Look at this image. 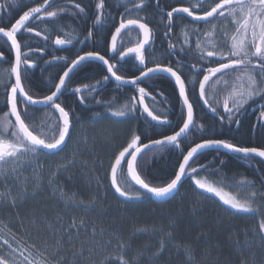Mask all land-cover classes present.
I'll return each mask as SVG.
<instances>
[{
    "label": "snow or ice",
    "instance_id": "6c2138e0",
    "mask_svg": "<svg viewBox=\"0 0 264 264\" xmlns=\"http://www.w3.org/2000/svg\"><path fill=\"white\" fill-rule=\"evenodd\" d=\"M14 2V0H13ZM69 3H74V0H68ZM130 5V6H129ZM45 6H50L49 0H44V4L36 7H32L27 11H24L19 19L15 20V23L11 24L10 28L0 27V34L7 38L10 42V47L14 51V61L10 70H6L7 75L14 76V83H10V91L6 86V104L9 107V111L4 114L3 120L0 121V182L5 183V191L0 192V205L9 204L15 207L17 200H23L28 195L27 179L23 182L20 181L18 170L27 162L26 158L29 155L35 157L41 150H47L48 152H56L61 150L67 140L71 137L72 131V116L70 111L59 103L60 96L68 89L67 79L70 77V73H73L80 65L87 60H99L103 65L107 66V72L111 74V77L118 82L117 87L124 84L131 83L136 85L138 92L140 93L139 103L144 105V97L147 95L144 87L139 86V81L142 78L146 81L156 74H169L174 78L175 84L178 85V95L182 100L183 105L186 106V118L183 119V124L179 127L178 131H175L171 135H164L162 139L151 140L148 144H142L137 146V142L140 141L138 135H133L127 146L115 156V162L111 164V186L115 189L116 193L127 199H138L142 196L141 191H131V185L128 188L121 186V182L118 181L117 172L118 169H122V162L126 161L127 172L131 178V181L135 182L140 189L146 190V193L157 198H165L171 196L178 188V185L182 181V178L186 175L194 174L197 172L195 167H191L190 161L200 150L211 147H222L229 152L243 154L244 157L251 158L253 155L264 158V147H247L239 146L235 143L229 142L225 139H204L201 143H196L194 147H190L186 155H183L182 162L179 163L178 171L175 172L174 178H171L168 182L160 185L153 186L141 178V174L137 171L140 166L138 155L141 154L142 149H149L150 146H158L163 149L165 146H172L179 148L181 142L185 144L188 142L189 136L192 134L190 129L194 126L193 105L189 102V96L186 89V79L182 78L181 74H178L177 70H174L171 66H163L158 61H151L154 66L148 67L146 65V53L148 57H154L155 51H149L152 49V42L154 40V29L149 27V23L145 17L139 15L144 8L149 6V0H127L125 3V11L121 14V19L118 26L115 27L114 33L111 34V47L110 50L115 56H118L120 60L125 62L135 60L141 66V71L138 76L132 80L125 79L124 76L118 75L116 69V63H109L108 59H105L104 55H101L98 51H88L83 55L77 54L76 58L71 60L70 66L63 72V75L59 76V81L54 82L52 87L54 91H51L49 95H45L42 98H34L22 84V65L24 71L34 66V61L29 58V52L34 51L29 46V52L22 51V44L18 40V34L22 30L29 33L34 29L29 27V22L32 19H39L41 14L44 17L56 18L60 12L68 11L67 7H60L58 9L48 11ZM5 7L4 4H0V9ZM156 7L159 8V0H157ZM96 13L93 23V28L97 26H103L104 22L109 18L106 12L105 0H98L95 5ZM43 9V12H42ZM75 9L79 14L85 13V8L81 7L79 3H75ZM162 11V10H161ZM197 8L193 7H180L173 8L166 13L167 22L165 24L166 32L165 36H168L173 32L174 28V13L182 14L186 13L188 17H191L193 22H203L206 26L211 25L210 30L203 33L199 30L193 32L198 37L195 47V52L199 53V56L193 54L191 47H180V51H186L192 55V59L196 62L191 64V70L196 72V82L199 85V96L206 105L210 107L213 113L218 111L217 105L220 104L219 100L215 103L206 99V85L215 77L216 84H220L222 81L224 84H228V80H224L225 76L234 74V83L232 84V90L228 93V96L223 101V109L228 114V121L230 123H240L238 114L243 109L244 105L256 96L264 97V0H218L208 6L207 9L202 11V14H196ZM77 13H73L75 15ZM0 17V21H2ZM222 24L235 25L234 34L230 36L226 28H221ZM138 32L142 34V38H137L134 46L125 47L130 41L123 39L125 34H131L132 32ZM36 35H41L37 32ZM94 35L93 30L89 29L85 40L92 38ZM185 39L184 44H190L188 39V33H183ZM203 35L208 39L201 43L199 37ZM214 36L223 40V44H219L217 40L213 39ZM66 37L61 38L57 36L54 40V44L58 46H64L66 44H72V33H66ZM48 37L46 36L45 39ZM84 41H79L83 43ZM211 49V50H209ZM39 51H42L39 50ZM167 54H174L176 51V45L169 42L167 50H164ZM3 57V53H0V58ZM53 59H66L65 57H53ZM207 61L209 64L215 62L216 66H209L204 68L203 62ZM119 63V61H117ZM179 64V61H177ZM182 67V65H180ZM202 75L203 78L199 79ZM110 77L105 75L103 80H97L95 85H84L83 87H77L73 91L75 94H80V102L83 103L85 96L82 94L85 90L88 92H94L97 87L102 86L104 81H109ZM213 95H215V88L213 89ZM136 97L131 98V103H126L120 108L112 111L113 116L123 117L136 110ZM100 101H97L99 103ZM18 103L24 105L23 118L21 111H18ZM38 105L47 106L53 112H58V123L54 129H50V139H42L40 135H36L33 131L29 130V125L25 122L28 119V107H35ZM109 108L112 105L109 104ZM143 112L147 113L153 121L166 122L165 117L161 121L158 115H153V112L149 110L147 105H144ZM9 116H14L15 121L8 119ZM235 120H233V118ZM261 119H264V111L261 112ZM223 120L224 116H220ZM203 128L204 125H199ZM7 134V135H4ZM131 150V151H130ZM127 154V155H126ZM223 163V162H221ZM67 167V166H65ZM203 167V165H201ZM54 175V174H53ZM12 178L17 181V191L13 192L7 187L6 181ZM35 179L34 187H39V178ZM197 188L204 190L207 193L214 194L223 205L229 206L230 209L236 212H256L259 210V204H257V198L264 197V193H258L255 190L253 182L242 180L238 187L247 186L249 192L243 197L238 198L237 195L224 190V187L214 186L213 183L202 181L201 179L192 176ZM49 183H53L49 180ZM61 196H65L61 190ZM70 199V198H69ZM67 202V200H66ZM75 206L83 207L86 210H92L93 203L85 204L83 201L79 203L74 200L71 201ZM37 222L33 220V224ZM40 223L52 231L54 238V247L57 250L63 248L64 236L68 237V246L75 247L72 241L78 237L79 232L87 230V224L84 219L77 221L75 218L70 223L65 224L63 218L56 217V224H53L47 218H42ZM170 227H173L170 225ZM62 229V231H61ZM164 233L163 227L159 229H153ZM11 231V229H9ZM143 231H148L144 229ZM259 234L261 239H264V213L259 221ZM75 232L76 236L72 233ZM93 236L96 234L95 229L92 230ZM164 236L167 239H171L172 233L166 232ZM0 264H65L63 258L32 260L29 259L31 255L30 248H36L35 244L26 247L23 251L18 248H13L10 241L3 236H0ZM130 245H126L122 240L118 243L119 254L116 257V264H129V261L125 259L126 248ZM166 244L162 239L160 247L154 251L153 255L149 257V262L158 260L163 254ZM183 248L186 260L185 264H196L194 257V250L191 245L177 246L178 251ZM28 253L27 255L25 253ZM84 246L81 245L80 250L74 251L73 255H83ZM91 252V249H89ZM18 254V255H17ZM41 257H45V253H40ZM139 255V254H138ZM22 258V259H21ZM101 264H113V262L105 258L101 261Z\"/></svg>",
    "mask_w": 264,
    "mask_h": 264
},
{
    "label": "flooded vegetation",
    "instance_id": "af4514ba",
    "mask_svg": "<svg viewBox=\"0 0 264 264\" xmlns=\"http://www.w3.org/2000/svg\"><path fill=\"white\" fill-rule=\"evenodd\" d=\"M20 2L22 5L17 6L15 3ZM98 2V0H74V3H69L68 0H49L50 6H45V8L48 11H52L55 9H58L60 7L66 6L68 11L60 12L58 17L56 18H48L44 17L41 14H37L40 16L39 19H32L29 22V27H32L34 29L33 32L29 33L27 31L22 30L21 33L18 34V40H20L22 44V51L23 52H29V46L34 51L29 52V58L34 61V66L30 69H27L24 71V66L22 65V84L25 87V90L28 92H31L32 95H34V98H42L45 95H49L51 91H54V88L52 87V84L56 81V74H52L54 71L59 72L61 71V75H63V72L67 70V67L70 66L71 60L75 59L77 54L83 55L84 53L88 51H84V47L87 44H97L102 46L103 44H109V51L108 54L100 53L101 55L105 56V59L109 60V63H116V70L118 75H122L125 77V79H134L136 76L140 74L137 73L134 76H125L124 74H120L119 68H124L123 63L126 65L127 69L129 66V62H125L124 60H120L118 56L114 57V54L111 52V34L114 33L115 27L119 25V21L121 19V14L124 12H121L119 14V7L117 5V0H105L106 3V12L109 15V18L104 22L103 26H97L96 28H93L96 8L95 5ZM189 3L188 5H178L176 2H173V0H159V8L156 7L157 0L149 1V6L146 7L147 13L142 16L147 19V21L150 23L154 16L151 15V10H153V7L155 8L156 12H159L163 18L162 22L163 24L167 22L166 19V13L168 11H171L173 8H179V7H193L194 5L197 8L196 14H202V11L208 8L210 4L214 2V0H187ZM215 2H218V0H215ZM75 3H79L81 7L85 8V13L79 14L78 10L75 9ZM111 3V7L109 8L108 5ZM0 4H4L5 7L3 9H0V17H2V21H0V27L10 28L11 24L15 23L16 19H19V16L23 14L24 11L29 10L32 7L40 6L44 4V0H0ZM177 5V6H175ZM114 6V8H113ZM162 10V11H161ZM43 12V9H42ZM17 14L16 16H13L14 14ZM73 13H77L73 15ZM89 15H92L89 17ZM178 17V22L176 23V18ZM186 19V20H184ZM75 20L76 22H74ZM188 22H191L194 24L193 26L188 25ZM174 28L173 32L170 33L168 36H165L164 33L166 32V28L159 24L152 23L149 24V27L154 29V40L152 42L153 44H163V47L165 50L168 48V43L171 42L176 45V51L174 54H165L164 58V64L163 66H171L174 70L178 71V74L182 75V78L186 79V89L189 96V102L193 105V110L195 113V123L194 126L191 129V135L189 138L194 136L195 129H201L199 127L198 122V116L200 118H203L204 114L197 113L198 110L200 111H206L209 115H211L216 120H219V122H222L221 125L222 132L219 131L216 135H211L210 138L212 139H225L229 142L235 143L239 146H247V147H264V144L258 143L259 136L264 135V119H261V112L264 111V97L256 96L253 99L249 100L247 104L244 105L241 112L238 114V118L240 120L239 124H236L235 122L230 123L228 121V114L223 109V101L227 98L228 93L232 90V84L234 83V74H229L228 76L224 77V80H228L229 83L226 85L223 83V81L220 84H216V78L214 77L207 85H206V99H208L210 102L215 103L216 100L220 101V104L217 105L218 111L216 113H213L210 110V107L206 105L203 100L200 99L199 96V85L196 82V79L194 78L196 76V72L191 70V64L195 63L196 61L192 59V55L199 56V53L195 52L196 42L198 37L193 34L195 30H199V32L203 33L204 31L210 30L211 25H205L204 23H194L189 17L186 16H174ZM221 28H226L229 33V43H230V36L234 34L235 25L233 24H222L220 25ZM93 30V37L90 39L85 40V36H87L88 30ZM37 32H40L41 35H36ZM187 32L188 39L190 41V44H184V35L183 33ZM66 33H72L73 43L72 44H66L64 47H60L58 45L54 44V40L57 36H60L61 38H68L66 37ZM48 37L45 39V37ZM142 38V34H139L138 32L134 31L131 34H125L123 39L125 41H130L125 45V47L134 46L137 38ZM208 38L206 36L201 35L199 37V40L201 43H204ZM213 39L217 40L219 44H223L224 41L219 39V37L214 36ZM79 41H84L83 43H79ZM183 46L184 48L191 47L193 49V54H189L186 51H180V47ZM42 51H39L41 50ZM211 50V49H209ZM0 53H3V57L0 58V78H2L1 84H0V112L2 114L9 111V107L6 104V86L7 90L10 91V83H14L15 77L12 76L9 78V76L6 73V70H10L11 65L14 61V51L10 47V42L7 41V38L0 35ZM146 65L147 63V56L146 53ZM53 57H65L66 59H53ZM119 61V63H117ZM179 61V64L177 63ZM90 63H97V61L94 60H87L83 62L79 68H77L70 78L67 81L68 89L60 96L59 103H61L62 107H65L66 110L70 111L72 116V129H75V124L77 117L76 115H72V110L74 109L72 105L70 104L71 101H77L79 99L80 94H75L74 89L77 87H83L84 85H95L97 80H92L91 82H88L84 85H78V77L82 76V80L86 81L90 77L85 74V72H88L87 65ZM138 63V62H137ZM99 65L105 68L106 73L107 67L103 65L101 62L98 61ZM204 68L206 69L209 66H216L215 62L209 64L207 61L203 62ZM139 65V64H138ZM182 65V67L180 66ZM152 67V66H148ZM140 71L141 66L139 65ZM45 74H48L47 76L49 78H46L47 80H52L51 83L45 88L44 90H39L37 88L34 89L33 84L35 85L34 81L32 83V80L37 77L39 78L44 76ZM78 74V75H76ZM161 76V75H159ZM162 78L159 80V83L155 85L157 89H155L157 94L151 93V87L152 86V79H147L146 81L143 79L140 81L139 86L144 87L146 90L147 95L144 97V102L150 107L152 112L155 115H158L160 119L164 120V118H167L166 123L159 124V126H169L170 128H175L174 131L170 132L166 135H171L175 131L179 130V127L183 124V119L186 118V107L183 105L182 100L179 98L178 95V87L171 81L170 78L166 76H161ZM203 76L200 75L199 79H202ZM41 79V78H39ZM73 79H76L73 83ZM91 79V78H90ZM43 80V79H41ZM29 85H28V82ZM44 81V80H43ZM59 81V78L56 82ZM102 81V80H101ZM112 82L115 88H133L134 94L131 93L129 96L130 98L136 97V105L140 109V112L144 114L141 104L139 103L140 100V93L137 90L136 85H132L129 87L120 86L117 87L116 81H105L102 86H99L96 88L94 92H88L85 90L82 94L85 96L84 102H86L87 98L91 95L93 96L94 101H100L97 105H92V107H101V94L107 90L108 84ZM166 83H170L169 88L172 91L173 96H171L169 88L166 87V90H160L159 86H166ZM27 86V87H26ZM198 86V95H196V87ZM2 87V89H1ZM28 88V90H27ZM215 88V95H213V89ZM34 89V90H33ZM113 89V88H112ZM44 91V93H43ZM96 94V95H95ZM31 95V94H30ZM90 96V97H91ZM176 99V104L173 100ZM92 99V98H90ZM69 100V101H68ZM69 103V104H68ZM76 105V104H74ZM199 105V106H198ZM24 105L18 103V111H21L22 118H23V110ZM156 109L158 112L154 111ZM3 110V111H2ZM48 110L49 113H51L54 117H48V127H55V125L59 122L58 121V112H53L50 110L47 106L46 107H28L27 112H30L32 114L33 122L32 125L35 127L40 124V112L45 113ZM165 112V114H163ZM162 113V114H160ZM168 113V114H167ZM1 114V115H2ZM220 116H224V119L221 120ZM11 120L14 122L12 116H9ZM147 117V116H146ZM76 118V119H75ZM131 118H134L133 116ZM130 118V119H131ZM148 118V117H147ZM182 118V122H181ZM236 117L233 118L235 120ZM138 119V118H137ZM150 119V118H148ZM151 120V119H150ZM254 121L255 127H254V133L252 134V141L247 143L241 139V137L238 135V132L244 130V126L248 124V122ZM27 123V121L25 120ZM151 122H153L151 120ZM155 123V122H153ZM156 124V123H155ZM158 125V124H157ZM73 135V134H72ZM72 138V137H71ZM162 138V137H160ZM188 138V139H189ZM203 140L198 141L196 143H201ZM183 142V141H182ZM181 142V143H182ZM69 146V145H68ZM181 146V145H180ZM195 144L189 146L193 147ZM188 148V150H189ZM187 150V151H188ZM186 151V153H187ZM186 153L184 155H186ZM214 153L213 151H209L206 153ZM218 157L220 154L227 155V157H230L233 161L237 163H241L244 165V176H242L241 181L245 180V176L247 174H256L258 176H262L261 174L264 173V159L258 157V156H252L251 158L244 157L243 154H231V153H221V152H215ZM206 155H201L200 157L196 158L194 162H198L201 158L204 160L202 164H198L197 166H194L197 169V172L194 174L186 175L185 178L187 179L190 176H195L202 171H209L210 166L212 165L213 159H205ZM204 157V158H203ZM183 160V158H182ZM181 160V162H182ZM211 160V161H210ZM192 162L190 163V165ZM206 164V165H203ZM203 165V167H201ZM206 168V169H205ZM232 176V174L228 175ZM192 179V177H190ZM208 177H205L204 181L209 182ZM185 180V179H184ZM237 181V180H235ZM212 183V182H210ZM216 184V183H213ZM217 187H224L229 188L228 186L222 184H216Z\"/></svg>",
    "mask_w": 264,
    "mask_h": 264
},
{
    "label": "trees",
    "instance_id": "16d2710c",
    "mask_svg": "<svg viewBox=\"0 0 264 264\" xmlns=\"http://www.w3.org/2000/svg\"><path fill=\"white\" fill-rule=\"evenodd\" d=\"M126 2L127 0H125V3ZM125 3L118 4L120 10L122 7H125ZM176 3L178 5L189 4L187 0ZM120 10L118 11L119 14L121 13ZM150 16H154L153 19L150 20V23L147 21L150 25L152 23L159 25L163 24L161 14L156 12L154 7L153 10H151ZM176 19L177 23L179 19L178 17ZM73 21L76 22L75 20ZM187 23L191 26L194 25L188 21ZM165 24L166 22L162 26L165 27ZM153 50L155 51V56H147L148 66H154V63L151 61H158L163 65L165 54H167L164 51L163 44H153L152 49L149 51ZM84 51H98L103 54H108L109 44H103L102 46L97 44H87L82 52ZM123 66L124 68L120 67L119 71L120 74L122 73L125 76H134L140 72L139 65L134 59L129 62L128 69L124 63ZM87 68L89 71L85 72V74L89 76H99L100 80H103V77L107 75L105 68L97 63H90L87 65ZM47 75L48 74H45L42 77L40 75L39 78L45 81L46 78H49ZM60 75L61 71L57 72L53 77H56L57 81ZM39 78L35 77L32 80V83L33 81L35 84L41 83V81L44 82ZM82 78V76L78 77V85H84L92 81H83ZM153 78L154 80L152 79L151 81L153 86L151 87V93L157 94L155 91L157 87H155V85L159 83V80L162 77L159 76L158 78ZM75 80L76 79H73V83ZM113 85L114 84L110 82L107 90L101 94V107H97L99 108L97 114L106 116L126 103H131L129 95L135 93L133 88L129 87L121 89L118 87L119 89L116 88L115 90L112 89L115 88ZM195 92L196 95H198V86L196 87ZM170 93L171 96H173L171 90ZM90 96L85 103H81L77 100L74 101L77 102V104L74 105L73 101L70 102L72 107L74 106L72 115H76L77 119L78 116H81L82 114L81 107H85V110L89 109L90 111H94L96 116V109H92V105H97L98 103L93 100V96ZM173 100L176 104V99H174V97ZM109 104L112 105V108H109ZM45 111V113L40 112V124L36 127L32 125L33 116L30 112H28L29 118L26 119V121L31 131L35 132L36 135H40L42 139L48 140L51 137L50 129L55 128L48 127V117H56L49 113L48 110ZM154 111L158 112L156 109H154ZM197 113L204 114L203 118L198 116L197 122L199 123L198 125L202 124L204 127L201 129H195L194 136L188 139L187 144L182 142L179 148H174L172 146H165L163 149L157 148L144 153L140 157V166L138 169L146 182L153 186H160L168 182L171 178H174L175 172L178 171L179 163L189 146L196 144L198 141L209 139L211 135H216L219 131L222 132V129H220L222 128V122L213 118L206 111L198 110ZM163 114H165V112ZM132 116L138 121V124L137 122L136 124L134 123V135L140 137L142 144L163 137L175 129L165 125L159 126L151 122L145 114L140 112L138 106L135 111L129 112V114L126 115V117ZM124 117L125 116L122 118ZM251 132L252 123L248 122V124L244 126V130L238 132V135L243 141L249 143L252 141ZM258 143L262 145L264 144V135L259 136ZM213 152L214 153L212 154L214 155V158H212L213 160L210 170L202 171L197 174L196 177L198 179L208 177L207 179L210 182L222 185V183L217 181L215 176H218L219 178L224 176L229 177L228 175L230 174L237 176L240 172L242 173V171H245L243 164L233 161L230 157H227V155L224 154H220L218 157L215 153L217 151ZM41 153L42 152L40 151L36 156H39ZM201 162H204L202 158ZM227 163L230 167H226ZM232 166H235V168H231ZM122 176L124 180H126L128 186L131 185L129 190H139L130 182L127 176L126 164L123 166ZM190 177L183 181L180 191L177 194L178 196H175L169 201L157 203L153 201L148 194L141 190H139L142 193L140 198L128 200V209L125 211L123 217H119L121 225L117 234L121 235L123 239L122 241L126 245H130L127 247L128 251L125 254V258L129 261V264H137L136 261L138 260V264H150L148 258L151 257L154 251L160 247L162 239L165 244L168 243V239L164 236V233L169 231L172 233L170 240H172L176 246L191 245L194 250L196 264H264V239L259 240L252 233V230L255 228L254 224L256 225L257 223L259 225L262 213H264V202L262 204L263 206L260 205V209L256 211V217H253L254 214H251V217L244 215L248 212L242 213L243 215L240 213L242 216H233L228 213L229 208L227 209L216 198L205 194L197 188L194 180ZM192 194H195L197 197L193 196L189 200L181 198L182 196ZM0 207H2V205ZM5 210L8 211V208ZM7 216L4 215L3 217V212L0 210V218L5 220V222H8L6 220ZM170 225L173 227H170ZM161 226L163 227L164 233H158V231L154 234L152 230L159 229ZM11 227L18 232L16 225ZM144 229H148V231H143ZM243 232H246L247 235L243 234ZM244 246L249 248L244 249ZM179 252L165 247V250L159 259L152 261L151 264H185L186 257L183 253L182 247ZM113 264H115V262H113Z\"/></svg>",
    "mask_w": 264,
    "mask_h": 264
},
{
    "label": "rangeland",
    "instance_id": "374dc122",
    "mask_svg": "<svg viewBox=\"0 0 264 264\" xmlns=\"http://www.w3.org/2000/svg\"><path fill=\"white\" fill-rule=\"evenodd\" d=\"M29 94L32 95L31 92ZM3 117L4 113L0 115V121ZM8 119L11 120L10 117ZM128 120L116 117L82 125L79 129H74L70 144L62 153H41L35 157L29 155L27 162L18 170L20 181L27 179L28 195L23 200H17L15 207L9 204L0 207L3 217L9 215L6 218L8 225H16L18 232L50 259L63 258L65 264H101L103 259L108 258L116 264L114 260L119 254L116 237L121 225L119 217L125 214L122 209L129 204V199L120 196L111 186V164L134 135V124ZM140 143L138 141L137 146ZM124 164L126 161L122 162V169H118L117 178L121 186L127 189L128 184L122 176ZM34 178H39V187H34ZM241 178L234 180V184L224 190L243 198L248 191L244 187H238ZM49 180L53 183L50 184ZM6 183L13 192L17 191L16 180L9 178ZM61 190L65 194L63 197ZM4 191L5 183L0 182V192ZM72 200L77 203L83 201L85 204L94 202L92 210L75 206ZM260 207L259 205V209ZM7 208L8 211L5 210ZM57 216L62 217L65 224L70 223L73 218L86 221L87 230L82 229L72 241L74 248L68 246V237L65 235V246L57 250L52 231L40 223L42 218H47L56 224ZM33 220L37 223L33 224ZM56 227L59 228V225L56 224ZM93 228L96 232L94 236ZM152 231L154 234L158 232ZM243 234L247 235L246 232ZM72 235L76 236V233L73 232ZM167 242V248L178 251L172 240L168 239ZM82 244L83 255H73L74 251L80 250ZM248 248L244 246V249ZM138 262L139 260L136 261L137 264Z\"/></svg>",
    "mask_w": 264,
    "mask_h": 264
},
{
    "label": "bare ground",
    "instance_id": "6f19581e",
    "mask_svg": "<svg viewBox=\"0 0 264 264\" xmlns=\"http://www.w3.org/2000/svg\"><path fill=\"white\" fill-rule=\"evenodd\" d=\"M93 1H95V0H93ZM184 0H173V2H183ZM119 3H125V0H117V5L119 4ZM17 6H20V5H22L20 2H17V3H15ZM130 6V5H129ZM108 7L110 8L111 7V3L108 5ZM119 7V6H118ZM113 8H114V6H113ZM178 8V7H177ZM180 8V7H179ZM120 10V9H119ZM125 11V7H122V9L120 10V12H124ZM147 11L148 10H146V8H144L143 9V11H141L140 13H139V15L140 16H144L146 13H147ZM14 14V13H13ZM17 14H14L13 16H16ZM92 15H89V17H91ZM98 63V62H97ZM57 72L56 71H54L52 74L54 75V74H56ZM110 75V73H108V76ZM110 77V81H115L111 76H109ZM152 77H155V78H158L159 77V75H154V76H152ZM91 78V79H90ZM90 78H88V80H97V79H100V77L99 76H94V77H90ZM1 81H2V78H0V84H1ZM51 81L52 80H45L44 82H42L41 81V83H37V84H35L34 85V89L35 88H37V89H39V90H44L45 88H47V86L51 83ZM171 81L174 83V81L171 79ZM105 82V81H104ZM103 82V83H104ZM170 83H166V86H159V89L160 90H166V87L167 88H169V86H167V85H169ZM1 89H2V87H1ZM33 89V90H34ZM113 89H115L116 90V88H113ZM170 89V88H169ZM96 95V94H95ZM74 104H77V102H74ZM86 108L85 107H81V116L79 115L78 116V119L76 120V124H75V130H77V129H79L82 125H85V126H87V125H89V124H91V123H99V122H101V121H103V120H105V119H107V120H109L110 118H116L117 116H113L112 114H109V115H99V114H97V110L99 109V108H97V107H93L92 109H96V116H95V112L94 111H90L89 109L88 110H85ZM3 111V110H2ZM2 114V112H0V115ZM118 118H121V119H129L128 121H132V123L134 124H136V122H137V124H138V121H136L135 120V118H131V117H124V118H122V117H118ZM131 118V119H130ZM137 118V117H136ZM131 121H130V123H131ZM251 123H252V134L254 133V127H255V122L254 121H251ZM134 127H135V125H134ZM70 143L68 142V145H69ZM207 152H209V151H206V152H204V153H201L200 155H198V156H196L195 158H193L192 159V164H191V167H194V166H197L198 164H202L203 162H201V159L198 161V162H194L195 160H196V158H198V157H200L201 155H205ZM238 155H240V154H238ZM205 158L206 159H212V158H214V155L213 154H211V153H208L206 156H205ZM195 159V160H194ZM194 160V161H193ZM190 162V163H191ZM203 165H206V164H203ZM229 164L227 163V165H226V167H230V166H228ZM231 168H235V166L233 167H231ZM206 169V168H205ZM262 176H258V175H256V174H253V173H251V174H247V176H245V178H246V180L247 181H251V182H253V184H254V186H255V190L258 192V193H264V173L263 174H261ZM242 176H244V172L242 171V173L240 172V174H237V176H235V175H232L231 177L229 176V177H222V178H219L218 176H215V178L217 179V181L218 182H220V183H222V184H224V185H226V186H228V187H230V186H232L233 184H234V180H238L239 178H241ZM202 179H205V178H202ZM201 179V180H202ZM207 179V178H206ZM238 185H239V183H238ZM244 188L249 192V188L247 187V186H244ZM178 196V195H177ZM176 196V197H177ZM193 196H195V197H197L195 194H192V195H185V196H182L181 198H183V199H187V200H189V199H191V197H193ZM152 199V198H151ZM173 199V198H172ZM153 200V199H152ZM171 200V199H170ZM154 201V200H153ZM169 201V200H168ZM156 202V201H155ZM166 202V201H165ZM187 202H189V201H187ZM263 202H264V197H259L258 196V198H257V204H259V205H262L263 204ZM157 203H162V202H157ZM263 206V205H262ZM128 209V207H127V205H125V207L122 209V212H124L125 213V211ZM228 213L229 214H232L233 216H237V215H241L242 213H244V212H236V211H234V210H228ZM241 213V214H240ZM251 214L253 215V217H256V212H248L247 214H244V215H248L249 217H251ZM243 215V214H242ZM241 215V216H242ZM254 229L252 230V233L257 237V239H261V235L259 234V231H258V228H259V225L256 223V225L254 224ZM15 236V238L16 239H18L19 241H24L25 243L26 242H29L26 238H24L21 234H20V231H19V233H17V234H15L14 235ZM117 236L118 237H116V243L118 244L119 243V241H121V240H123L122 239V237H121V235H118L117 234ZM23 243V242H22ZM258 243H259V241H258ZM118 251H119V248H118ZM127 248H126V251H125V254L127 253ZM114 261H116V259L114 260Z\"/></svg>",
    "mask_w": 264,
    "mask_h": 264
},
{
    "label": "water",
    "instance_id": "95a60500",
    "mask_svg": "<svg viewBox=\"0 0 264 264\" xmlns=\"http://www.w3.org/2000/svg\"><path fill=\"white\" fill-rule=\"evenodd\" d=\"M174 15H177V14H175L174 13ZM178 15H186L187 16V14L186 13H182V14H178ZM189 19H192L191 17H189ZM202 22V21H201ZM0 35H2V34H0ZM68 45V44H67ZM60 47H64V46H60ZM94 61H99V60H94ZM99 62H101V61H99ZM102 63V62H101ZM103 64V63H102ZM107 67V66H106ZM72 75V73H70V76ZM156 75H165L166 77H169L170 79H172L174 82H175V80H174V78L173 77H171L169 74H163V73H160V74H156ZM109 76H111V74L109 75ZM70 78V77H69ZM68 78V79H69ZM68 79H67V81H68ZM114 79V78H113ZM115 80V79H114ZM127 80H132V79H127ZM142 80H143V78H142ZM141 80V81H142ZM117 82V81H116ZM118 83V82H117ZM138 83H140V81L138 82ZM131 86V85H133V84H131V83H128V84H124V85H122V86ZM177 87H178V85H177ZM204 102V101H203ZM144 105H146L145 103H144ZM144 105H142V108L144 107ZM35 107H39V108H41V107H46V106H44V105H38V106H35ZM150 110V109H149ZM151 111V110H150ZM147 114V113H146ZM154 115V114H153ZM193 115H194V122H195V113H194V110H193ZM13 117V119H14V121H15V117L14 116H12ZM151 118V117H150ZM161 121H163V120H161ZM156 123H158V124H164V123H166V122H160V121H155ZM192 129V128H191ZM191 129H190V131H191ZM71 133H72V131H71ZM70 140V138L67 140V142H66V144H65V146L61 149V150H58V151H56V152H48L47 150H42V151H44L45 153H47V154H57L58 152H61L62 150H64L65 149V147L68 145V141ZM149 143V142H148ZM148 143H146V144H148ZM156 147H158V146H150V148L149 149H147V150H145V149H142V152H141V154H143L144 152H146V151H148V150H150V149H153V148H156ZM194 147V146H193ZM206 151H223V152H227V153H231V154H240V153H234V152H229L228 150H226V149H224V148H222V147H211V148H205V149H202V150H200L199 151V153L197 154V155H195L193 158H195L196 156H198V155H200L201 153H204V152H206ZM141 154H139L138 155V158L140 157V155ZM192 161V160H191ZM190 161V162H191ZM138 171V170H137ZM127 174H128V172H127ZM128 177H129V179H130V181H131V178H130V176L128 175ZM183 179H185L184 177L182 178V181L180 182V184L178 185V188H177V190L171 195V196H169V197H165V198H157V197H155V196H151L150 194V196H151V198L154 200V201H156V202H165V201H168V200H170V199H172V198H174L176 195H177V193L179 192V190H180V188H181V185H182V183H183ZM133 184H134V186H136L138 189H140L139 188V186L138 185H135V182L134 181H131ZM141 191H143V192H145L146 193V190H143V189H140ZM148 194V193H147Z\"/></svg>",
    "mask_w": 264,
    "mask_h": 264
},
{
    "label": "built area",
    "instance_id": "2783aa9c",
    "mask_svg": "<svg viewBox=\"0 0 264 264\" xmlns=\"http://www.w3.org/2000/svg\"><path fill=\"white\" fill-rule=\"evenodd\" d=\"M0 236H3L4 238L8 239L12 244V246L14 248H18L20 251H23L26 247L30 248V246L24 241H19L18 239H16L14 234L11 231H9V229L2 223H0ZM30 251H31V255L29 256V259L42 260L45 258V257L42 258L40 253L34 248H30ZM25 254L27 255L28 253L26 252Z\"/></svg>",
    "mask_w": 264,
    "mask_h": 264
}]
</instances>
